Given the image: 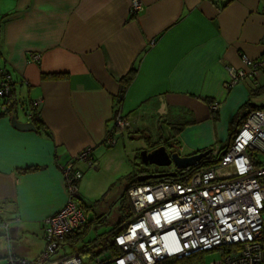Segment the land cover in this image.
Returning <instances> with one entry per match:
<instances>
[{
    "label": "crops",
    "instance_id": "1",
    "mask_svg": "<svg viewBox=\"0 0 264 264\" xmlns=\"http://www.w3.org/2000/svg\"><path fill=\"white\" fill-rule=\"evenodd\" d=\"M139 1L143 10L131 14V0H0V71L23 107L0 113V222L8 224L0 227V264L44 252V219L66 202L61 169L72 162L84 174L87 165L75 157L91 149L98 170L116 114H141L133 131H114L116 141L139 138L136 130L154 141L162 130L172 151L192 156L227 145L246 103L264 106L254 100L264 96V73L223 88L230 68L245 69L242 56L264 57V0ZM131 69L120 100L118 82ZM32 104L43 129H15L12 117L32 122L24 115ZM31 167L39 169L23 172ZM79 200L87 223L62 244L88 262L112 250L120 226L98 236L110 224L105 209Z\"/></svg>",
    "mask_w": 264,
    "mask_h": 264
},
{
    "label": "built area",
    "instance_id": "2",
    "mask_svg": "<svg viewBox=\"0 0 264 264\" xmlns=\"http://www.w3.org/2000/svg\"><path fill=\"white\" fill-rule=\"evenodd\" d=\"M129 10L142 11L141 2L131 0ZM242 64L245 69L228 70L225 90L264 73V57L242 56ZM11 86L10 76L0 71V113H8L12 105ZM210 107L212 113L218 110L215 102ZM32 108L36 104L24 110L30 119L36 117ZM140 115L116 114L103 145L114 147V131H133ZM211 152L205 158L218 156L217 166L194 172L187 183L157 180L128 187L129 219L113 233L112 250L88 262L78 253L57 256L62 242L87 223L78 194L83 173L74 163L67 164L61 169L66 202L44 219V252L35 260L10 264H264V165L259 161L264 154V110L248 113L222 155ZM91 156V149H84L75 158L96 169ZM0 227L6 231L8 224L0 222ZM211 252L218 258L204 262Z\"/></svg>",
    "mask_w": 264,
    "mask_h": 264
},
{
    "label": "rangeland",
    "instance_id": "3",
    "mask_svg": "<svg viewBox=\"0 0 264 264\" xmlns=\"http://www.w3.org/2000/svg\"><path fill=\"white\" fill-rule=\"evenodd\" d=\"M254 100L257 104H264V96L262 95L255 97ZM22 108V106L17 105L16 112L21 114L22 111L20 110ZM150 147L154 146L150 145L149 141L145 138H132L128 134L119 135L114 147L103 149L109 157L100 163L98 170L85 169L83 181H81L85 185V188L83 185V188L79 187L78 194H81L84 204L91 206L94 211H97L98 208L105 209L106 213L104 217H109L110 221L108 227H98V236H103L105 234L104 230L109 231L110 228L117 225L120 217H123L126 213L131 214L130 201L126 197H123V195L130 185L129 182L138 172L144 170V168L148 169L149 173L154 171V167H143L138 155L140 151H143V149L148 150ZM110 153L114 154L110 155ZM178 154L181 155V151ZM259 161L264 165V154H259ZM171 169H175L174 166L170 165L168 168H160V171L168 172ZM114 199L116 200V204L112 206L111 204ZM121 207L124 211L122 216L120 213ZM90 237L92 236L90 235ZM70 252L68 248H61L57 256L63 257L69 255ZM81 256L85 260V256L82 254ZM217 258L218 254L211 252L204 256V262L209 263V261Z\"/></svg>",
    "mask_w": 264,
    "mask_h": 264
},
{
    "label": "trees",
    "instance_id": "4",
    "mask_svg": "<svg viewBox=\"0 0 264 264\" xmlns=\"http://www.w3.org/2000/svg\"><path fill=\"white\" fill-rule=\"evenodd\" d=\"M228 1V0H227ZM135 72L133 69H131V71L128 72V74L124 77H122L120 79V81L118 82L120 84V92H119V99L121 100V98L123 97V94L125 92V90L129 87V84L134 76ZM13 90L11 91V98L13 97ZM11 98H9V100H12ZM12 104V108H10L8 110V112L12 109L15 108L16 106V101L12 100L11 102ZM253 110H264V106H258V105H255L254 103H246L239 111V117H237V119L231 124V128H230V133H229V137H228V143L231 142L232 140V137L234 135V133L236 132V130L240 127V125L242 124V122L245 120L246 116L248 115V113H250L251 111ZM35 114V111L34 109L32 108V110ZM31 123L34 124L35 126V129L36 130H41L43 129V125L41 123V121L37 118V117H34L33 119H31ZM167 123L165 120H161V124L163 125H166L167 126ZM180 130V128L178 129V131ZM140 133V134H139ZM133 135H141L139 136V138L143 139H147L150 143V145H153L154 147H150L148 150H153V149H156V147L158 146H164L166 148V151L167 152H176L175 150L172 151L171 148H175L176 146L174 145V143H167L168 139L167 138H163L162 136V130H158V132L156 133V136H155V140L153 141L152 140V136L148 133H146V131H138L136 130V132H133L132 133ZM167 143V145H166ZM227 143V145H228ZM227 145H225L223 148L219 149L218 152H219V155H222L225 151V148L227 147ZM212 151V149L210 150ZM218 158V156H217ZM217 158H205V159H202L200 162H198L195 166H193V168H189V169H186V170H181V171H178L176 176H175V179H163V180H160V181H169V180H173V181H178V182H183V183H187L190 179V176L193 175L194 172L196 171H199V170H205V169H209V168H214L217 166ZM141 163V162H140ZM142 165V164H141ZM143 167H145V165H142ZM148 168V166H146ZM39 168L38 167H31V168H27V169H24L23 172H31V171H36L38 170ZM149 170L144 168V170L138 172L137 175H135L132 180L129 182V187L133 186V185H138L139 183L137 182L136 180V177L138 175H141V174H144V173H148ZM128 189V188H127ZM127 191V190H126ZM125 191V194L123 195V197H126L127 198V192ZM128 199V198H127ZM83 207V209L85 210V206L81 205ZM123 210V209H122ZM132 211V209H131ZM131 215V214H129ZM128 215V216H129ZM124 217H122V219H120V221L118 222V225L121 226L122 224H124ZM81 229V228H80ZM78 229V230H80ZM77 230V231H78ZM76 231V232H77ZM75 232V233H76ZM74 234V233H73ZM82 234H77L76 236H80ZM67 239V238H66ZM106 248H108V246H106ZM104 248V249H106ZM103 249V250H104ZM84 250V248H82V251ZM93 256H97L98 254L95 252V253H92ZM199 254H196V256H192L190 260L192 259H195L197 258ZM189 260V261H190ZM188 263V262H187Z\"/></svg>",
    "mask_w": 264,
    "mask_h": 264
},
{
    "label": "water",
    "instance_id": "5",
    "mask_svg": "<svg viewBox=\"0 0 264 264\" xmlns=\"http://www.w3.org/2000/svg\"><path fill=\"white\" fill-rule=\"evenodd\" d=\"M12 107V105L10 106ZM12 126L20 131H34V125L30 122L21 123L17 120L16 117L11 119ZM212 152L206 150L201 153L193 154L192 156H181L176 152H167L164 146H158L153 150L140 151L138 153L139 159L142 165L148 167H157V168H168L170 165L174 166L175 170L170 172H160V173H144L138 175L136 180L139 184H144L148 181H157L163 179H173L175 178L178 171L186 170L193 168L198 162L202 159H205Z\"/></svg>",
    "mask_w": 264,
    "mask_h": 264
},
{
    "label": "flooded vegetation",
    "instance_id": "6",
    "mask_svg": "<svg viewBox=\"0 0 264 264\" xmlns=\"http://www.w3.org/2000/svg\"><path fill=\"white\" fill-rule=\"evenodd\" d=\"M171 170H174V169H171ZM171 170H169V171H171ZM169 171H168V172H169ZM160 172H161V171H160V168H157V167L155 168V167H154V171H153L152 173H160Z\"/></svg>",
    "mask_w": 264,
    "mask_h": 264
}]
</instances>
